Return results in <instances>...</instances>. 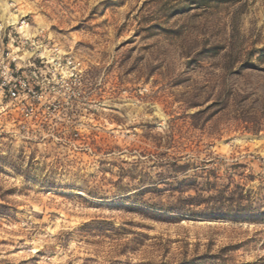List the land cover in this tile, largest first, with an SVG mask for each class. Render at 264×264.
Masks as SVG:
<instances>
[{
  "label": "rangeland",
  "instance_id": "obj_1",
  "mask_svg": "<svg viewBox=\"0 0 264 264\" xmlns=\"http://www.w3.org/2000/svg\"><path fill=\"white\" fill-rule=\"evenodd\" d=\"M80 62L0 110V264H264V0H0Z\"/></svg>",
  "mask_w": 264,
  "mask_h": 264
},
{
  "label": "built area",
  "instance_id": "obj_2",
  "mask_svg": "<svg viewBox=\"0 0 264 264\" xmlns=\"http://www.w3.org/2000/svg\"><path fill=\"white\" fill-rule=\"evenodd\" d=\"M29 28L26 17L0 23V110L6 103L25 118L38 115L43 107L49 109L58 86L82 69L60 42L43 29Z\"/></svg>",
  "mask_w": 264,
  "mask_h": 264
},
{
  "label": "bare ground",
  "instance_id": "obj_3",
  "mask_svg": "<svg viewBox=\"0 0 264 264\" xmlns=\"http://www.w3.org/2000/svg\"><path fill=\"white\" fill-rule=\"evenodd\" d=\"M10 18H11L10 20H11L13 23L16 22V21H15V18H16V17H10Z\"/></svg>",
  "mask_w": 264,
  "mask_h": 264
}]
</instances>
